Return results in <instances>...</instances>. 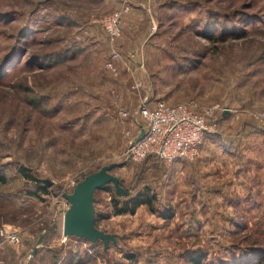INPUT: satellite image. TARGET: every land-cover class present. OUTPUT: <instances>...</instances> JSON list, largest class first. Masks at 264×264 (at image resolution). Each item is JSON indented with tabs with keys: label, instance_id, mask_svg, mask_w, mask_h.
<instances>
[{
	"label": "rangeland",
	"instance_id": "374dc122",
	"mask_svg": "<svg viewBox=\"0 0 264 264\" xmlns=\"http://www.w3.org/2000/svg\"><path fill=\"white\" fill-rule=\"evenodd\" d=\"M117 12L121 33L110 44L100 21ZM140 19L145 32L126 29ZM129 34L134 45L123 48ZM113 52L116 77L103 67ZM157 101L218 107L209 122L226 151L224 111L259 127L264 0H0V228L19 230L32 247L45 232L35 256L0 239V264H264V198L231 197V183L180 176L174 164L125 160L126 134L140 122L134 111ZM110 164L121 165L112 174L127 197L141 194L148 205L115 215L113 199L126 198L111 186L96 191L95 227L117 245L64 240L63 195Z\"/></svg>",
	"mask_w": 264,
	"mask_h": 264
},
{
	"label": "built area",
	"instance_id": "2783aa9c",
	"mask_svg": "<svg viewBox=\"0 0 264 264\" xmlns=\"http://www.w3.org/2000/svg\"><path fill=\"white\" fill-rule=\"evenodd\" d=\"M120 19L121 12H117L105 16L100 21L110 44H114L120 36ZM118 58V53L113 52L103 64L104 69L113 77L119 74L114 64ZM137 89V85L132 88ZM151 104L142 102L134 111L140 122L136 133L126 134L129 136V142L125 160L139 164L151 157L164 168L177 161L196 160L206 135L214 131V125L209 120L218 107L202 112L195 102L169 105L164 101H157ZM117 114L123 120L132 119L131 113L126 110H119ZM254 121L264 130V111L256 112ZM141 132L142 138L135 141ZM0 239L1 244L18 247L21 242L20 231L2 227ZM63 239L66 240L64 237Z\"/></svg>",
	"mask_w": 264,
	"mask_h": 264
},
{
	"label": "crops",
	"instance_id": "0c3cea01",
	"mask_svg": "<svg viewBox=\"0 0 264 264\" xmlns=\"http://www.w3.org/2000/svg\"><path fill=\"white\" fill-rule=\"evenodd\" d=\"M145 24L146 21L140 19L139 22L128 25L126 29H131L132 31L139 29L145 32ZM137 39L142 41L144 38L139 36ZM119 41L120 45L122 44L121 42H124L126 47L129 48L134 45L133 37L130 34L127 37L122 36ZM121 46L125 48L124 45ZM133 91L132 94L135 95L137 90ZM220 125L221 130L223 132L225 131L224 133L228 137V141L226 142L231 143V149L228 151L224 150L221 141L224 142L225 140L224 134L220 135L221 132L207 134L200 148L201 154L194 163L185 161H177L174 163V166L180 167V176L185 177L190 174L199 179V181L202 179L205 184L227 181L231 183L232 186L226 188L229 190L226 191V194L231 197L233 195L236 196L235 194L246 192V198L249 196H251V198H264V130L249 124L239 126L233 122L232 118L227 114L221 117ZM146 160L153 161V163L158 165L154 158L150 157ZM245 164L248 170H245ZM224 175H226V179L222 177ZM257 176L258 180L254 179ZM244 181L252 182L253 187L249 188L250 185H248L249 190H247L246 185L240 186V183ZM213 188H215V186H210L207 190L215 196L217 189L215 188L214 191ZM202 190H205V188ZM20 245L17 250L19 255L26 254L33 249L25 239H22V244ZM16 258L18 257H15V255L7 257L9 260H14ZM7 259L5 258V262Z\"/></svg>",
	"mask_w": 264,
	"mask_h": 264
},
{
	"label": "water",
	"instance_id": "95a60500",
	"mask_svg": "<svg viewBox=\"0 0 264 264\" xmlns=\"http://www.w3.org/2000/svg\"><path fill=\"white\" fill-rule=\"evenodd\" d=\"M228 111H224L223 116ZM143 133L135 139L138 141L142 138ZM120 164H110L103 166L99 171L85 176L77 183L70 194H65L64 199L69 207L64 213L62 236L64 238H77L95 244L102 242L103 250L106 251L110 244L116 246L117 239L115 235L104 233L95 227V209L94 194L107 185H112L114 193L118 197H127L129 193L125 191L117 177L112 174L115 168H119ZM42 183L49 187L50 183L43 180ZM45 232L39 235L31 255L35 256L39 248L42 246Z\"/></svg>",
	"mask_w": 264,
	"mask_h": 264
},
{
	"label": "trees",
	"instance_id": "16d2710c",
	"mask_svg": "<svg viewBox=\"0 0 264 264\" xmlns=\"http://www.w3.org/2000/svg\"><path fill=\"white\" fill-rule=\"evenodd\" d=\"M19 172L21 173V175H23V177L25 179L33 180L32 177H29V175L27 174L25 169H19ZM5 182H6V178L4 176H0V184H4ZM120 185L122 187L121 182H120ZM109 186L112 187V185H107V186L103 187L101 190H106ZM39 190L46 192V190L43 187L38 188V191ZM122 198H124V197H122ZM125 198L126 199H124L122 202L116 198L113 199V208L115 211V215H125V214L133 215L135 213V210L138 207H140L142 205H148V203H145L142 201L143 195H141V194H137L131 198H128V197H125ZM79 240H81V239H79ZM82 241H84V240H82ZM85 242H87V241H85ZM98 242L102 244L101 241H98ZM102 247H103V245H102ZM109 248H110V246H109Z\"/></svg>",
	"mask_w": 264,
	"mask_h": 264
}]
</instances>
